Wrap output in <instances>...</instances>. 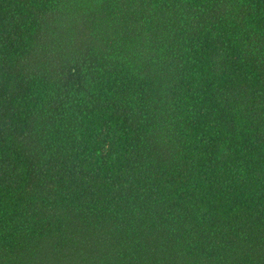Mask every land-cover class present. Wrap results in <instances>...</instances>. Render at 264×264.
Wrapping results in <instances>:
<instances>
[{
    "label": "trees",
    "instance_id": "1",
    "mask_svg": "<svg viewBox=\"0 0 264 264\" xmlns=\"http://www.w3.org/2000/svg\"><path fill=\"white\" fill-rule=\"evenodd\" d=\"M0 264H264V0H0Z\"/></svg>",
    "mask_w": 264,
    "mask_h": 264
}]
</instances>
